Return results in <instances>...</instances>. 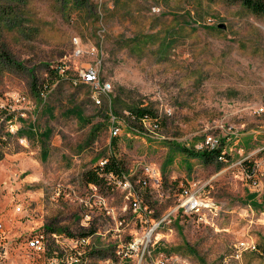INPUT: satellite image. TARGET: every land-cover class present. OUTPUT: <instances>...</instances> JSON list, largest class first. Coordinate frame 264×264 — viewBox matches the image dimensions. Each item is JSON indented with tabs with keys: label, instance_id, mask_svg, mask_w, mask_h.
I'll return each mask as SVG.
<instances>
[{
	"label": "rangeland",
	"instance_id": "374dc122",
	"mask_svg": "<svg viewBox=\"0 0 264 264\" xmlns=\"http://www.w3.org/2000/svg\"><path fill=\"white\" fill-rule=\"evenodd\" d=\"M84 1L0 0V102L26 96L13 104L24 114L16 122L35 129L1 148L0 264H47L25 245L42 230L60 245L100 232L106 237L85 243L102 246L115 240L117 222L126 244L168 214L150 237L168 261L264 264V16L224 0ZM90 65L110 84L99 104L79 77ZM42 84L43 100L31 91ZM128 106L150 108L156 120L130 131L119 119ZM206 138L220 156L191 157ZM111 153L130 188L120 179L86 185L82 174ZM141 180L151 208L133 209ZM186 186L217 215L184 214Z\"/></svg>",
	"mask_w": 264,
	"mask_h": 264
},
{
	"label": "built area",
	"instance_id": "2783aa9c",
	"mask_svg": "<svg viewBox=\"0 0 264 264\" xmlns=\"http://www.w3.org/2000/svg\"><path fill=\"white\" fill-rule=\"evenodd\" d=\"M74 45H77V40L73 39ZM79 53V51L77 52ZM60 73V72H58ZM80 81L84 84H88L92 87L93 92L97 95L94 98V102L99 104L98 97L105 96L108 98L110 92V84L102 82L99 77L98 67L96 65L85 68L79 73ZM47 91L40 90L39 97L43 100L46 97ZM9 104L0 102V160H1V148L6 142L7 137H16L22 126L23 121L16 122V119L19 116L24 114L18 113L14 110L13 104L26 103V96H8ZM28 103V102H27ZM118 129L112 127L111 135L115 136ZM20 143L26 142L25 139H19ZM215 141L211 138H206L201 142V145L196 147V150H207L215 147ZM104 160L98 162L99 166H102ZM154 173V170L152 172ZM153 177V175H152ZM122 180H119V185H122L123 188H130L128 183ZM91 186V185H89ZM92 188L96 189L94 186ZM134 193V192H133ZM135 194V193H134ZM136 195V194H135ZM179 209H182L184 214H190L197 218L204 216H213L215 217L219 212L218 207L214 203L207 201L200 195V190L191 186L182 187L179 190L178 194ZM141 200L136 197L132 198L131 205L133 209H138L140 207ZM17 211H20V207H16ZM171 214L166 215L164 218L155 223L148 233L143 237L136 239H130L126 244L118 243L120 240V234H117L118 224L116 222V229L112 232L115 234V240L109 242L106 245L102 246H91L87 243L88 238L95 237V239L100 240V237H106L100 232H92L89 235L81 236L80 238L64 239L66 244L60 245L58 239L60 236L54 232H46L44 230L36 233L33 236H29L25 245L26 248L32 250L41 255H49L47 258V264H185V259L178 258V262L168 261L170 257L160 256L159 252H162L160 248H156L153 241H150L152 234L159 228V226L170 217ZM121 225V222H118ZM1 229V225H0ZM119 233V232H118ZM151 233V235H150ZM98 235V236H97ZM100 236V237H99ZM102 238V239H104ZM50 239V241H48ZM239 247L242 250H253L254 245L250 246L245 243H240ZM82 249V250H81ZM94 256V257H93ZM159 258L156 261L152 259ZM176 257V256H175ZM92 259H96L92 262Z\"/></svg>",
	"mask_w": 264,
	"mask_h": 264
},
{
	"label": "trees",
	"instance_id": "16d2710c",
	"mask_svg": "<svg viewBox=\"0 0 264 264\" xmlns=\"http://www.w3.org/2000/svg\"><path fill=\"white\" fill-rule=\"evenodd\" d=\"M77 5H84L85 6V1L84 0H73ZM230 4H238L240 7L248 11L254 16L261 17L264 16V0H224ZM58 69L56 71H52V74L54 76L58 75ZM60 78V76H57ZM31 91L35 93L36 96L39 97L40 90L47 91L49 86L47 84H42L41 87L39 86H31ZM109 112L114 118H118V112L115 108L109 107ZM119 119L123 120L124 126L130 130V131H135L139 132L143 128V124L146 121H155L156 120V115L150 108L146 107H138V106H128L124 109V114L119 117ZM18 135L20 136H25V137H33L35 135V129L31 125H23L19 132ZM46 136H43L42 139H46ZM189 155L193 158H198L204 162H207L211 160V158L218 157L220 156V149L214 147L211 149L207 150H195L194 152L189 153ZM102 160H104V163L102 166H99L97 163L94 167L86 170L81 178L82 181L86 185H91L94 186L96 189L101 188L103 186H108L110 185V180L111 179H120L122 180L125 175V167L122 164L120 160H118L112 153L109 154L107 157H103ZM252 166L249 167L248 172L251 173ZM141 191H144L145 194L141 195ZM140 200H143L145 198L146 200L148 199V190L146 189V182L145 180H141L138 182L136 185V188H134L133 191ZM142 206H147V208H151V206L147 203L144 204L141 201ZM47 232V231H46ZM48 232H53L48 230ZM93 231L89 230L88 232L82 234L83 236L91 234ZM71 237V236H70ZM47 255V254H46ZM45 255V256H46ZM49 255H47L48 257Z\"/></svg>",
	"mask_w": 264,
	"mask_h": 264
}]
</instances>
